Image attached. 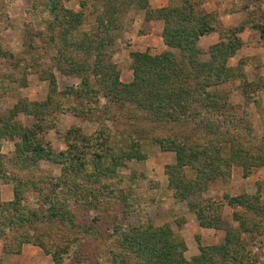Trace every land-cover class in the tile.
I'll list each match as a JSON object with an SVG mask.
<instances>
[{"label": "rangeland", "instance_id": "obj_1", "mask_svg": "<svg viewBox=\"0 0 264 264\" xmlns=\"http://www.w3.org/2000/svg\"><path fill=\"white\" fill-rule=\"evenodd\" d=\"M111 1L57 0L61 8L78 17V22L72 27L69 22L66 23V14L61 11L55 22L60 26L54 25L53 16L47 10L49 0H0V117L13 113L22 105L39 104L52 97L57 105L56 109H51L53 128L39 133L38 140L56 153L65 152L69 147L66 133L71 129L78 130V133L70 136L72 153L77 159L76 168L71 169L72 181L92 189L115 190L129 196L126 202L131 210L127 207L129 212L122 214L124 207L117 203L109 217V224L97 227L101 236H107L105 228L112 220L138 226L139 216L146 212L153 226L167 225L183 241L184 247L179 250L185 260L191 261L199 255L202 247L222 243L226 230H239L233 214L243 211L230 207L226 196H259L264 205V166L253 168V160L249 158L264 155V38L259 30L260 27L264 30V0H190L196 13L208 15L220 30L198 39L197 48L202 60L210 59L211 46L221 40L227 41L232 34L239 41L236 52L227 63L235 68L234 76L210 86L207 89L210 96L205 100L213 119H224L225 122L214 123L218 131L214 135L206 130L210 123V126L199 130L193 140L194 145L223 141L225 148H228L226 143L230 140L234 151L241 150L244 165L252 166L246 177L242 167H233L227 181L216 178L209 182L203 199L222 204L223 224L219 230L201 228L195 215L188 211L186 202L174 199L168 188L171 183L168 177L170 171L178 173L176 176L180 177L184 173L187 179L194 178L196 174L191 169H180L184 171L180 173L175 154L162 151L154 139L164 135L181 136L187 130L178 125H157L149 114L131 111L135 108L129 103H124V108L115 109L114 112L97 113L103 110L105 103L101 97L103 87L91 71L94 70L92 62L97 54V61L102 64L101 71L97 72L100 77L107 76V80H110L118 74L119 81L123 83L132 80L131 54L134 52L154 56L169 51L177 61L184 63L186 59L181 50L165 45L162 36L165 23L162 19L147 18L145 13L135 10L138 6L134 2L137 0L116 2L118 13L114 15L111 29L106 34L104 22L110 17L106 10ZM168 4L169 0H149L148 10L165 8ZM222 36L225 38L222 39ZM103 38L105 43L110 38L111 43L101 47L96 54L92 53L94 42ZM81 43L84 51L74 52V45ZM62 54L76 58L85 68L72 70L69 60L59 59ZM51 76L55 80V92L48 81ZM82 78L88 79L91 88H97L99 98L96 105H86L82 100L75 99V92L71 89L81 87ZM88 108H94L93 114L88 115ZM77 110H80L79 115L74 114ZM17 121L29 128L33 119L19 115ZM209 132L213 133L210 129ZM81 137H97V143H101V146L87 147L80 142ZM16 141L1 140V153L11 156ZM39 166L40 170L34 173L28 170L27 173L33 174L40 184L43 177L49 179L61 173V165L53 162L41 161ZM9 193H12L11 185L1 186L2 201L12 200L13 196L10 197ZM26 196L29 199L35 197L32 191ZM244 215L252 217L246 212ZM90 218L86 212H77L75 222L91 227L93 223ZM255 221L256 226L251 231L242 234L240 230L241 238L255 264H264V221ZM101 236L96 240L92 236L87 238L89 244L85 253L91 256L87 260L85 255L82 264H94L91 260H98L97 248L106 258V251L101 247ZM86 237L88 235H84V239ZM56 241L60 243L58 239ZM31 248L33 250L27 257L35 258L34 264H54L49 256L45 261L47 259L40 248L33 245ZM2 254L4 257H0V264H18L10 261L16 255ZM67 258L64 264H76L74 257L69 255ZM2 260L6 262L1 263ZM19 260L22 261L20 264H28L24 257ZM108 260L106 258L104 264H110ZM29 264H33V261Z\"/></svg>", "mask_w": 264, "mask_h": 264}, {"label": "trees", "instance_id": "obj_2", "mask_svg": "<svg viewBox=\"0 0 264 264\" xmlns=\"http://www.w3.org/2000/svg\"><path fill=\"white\" fill-rule=\"evenodd\" d=\"M118 1L112 0L107 5L106 13H109L110 17L104 22L106 34L111 29L114 15L118 13ZM148 1L134 2L138 6L135 10L145 13L147 18L162 19L165 23L162 34L165 45L167 48L181 50L186 59L184 63L177 61L169 51L154 56L134 52L131 54L132 80L123 83L119 81L118 74L110 80H107V76L100 77L97 72L101 71L102 64L98 63L97 54L92 62L94 70L91 71L103 87L101 97L105 101L103 110L97 113H108L112 110L114 112L115 109L124 108V103H129L135 108L131 111L139 110L142 114H149L157 125H178L187 130L181 136L164 135L154 139L162 151L175 154L179 170L191 169L196 174L194 178L187 179L184 171L180 170V173H183L181 177L176 176L178 173L170 171L168 177L171 183L168 188L174 199L186 202L188 211L195 215L201 228L219 230L223 224L222 204L203 199L209 182L216 178L227 181L233 167H242L246 177L252 166H264V155L259 158L250 156V160H253L252 166H245L241 150L234 151L230 140L226 143L228 148L224 147L223 141L218 144H193L199 130L210 126L211 123L209 129L213 133H210L209 129L206 130L208 134L214 135L218 133L215 124L225 122L224 119H213L205 100L210 96L207 91L210 86L225 82L234 76L235 68L227 63L236 52L239 41L233 34L232 38L227 37V41L221 40L210 47V59L204 61L201 59L197 42L202 36L220 31L214 26L212 18L204 14L198 15L190 0H169L167 7L154 11L148 10ZM47 8L53 16L54 25L60 26V23H55L60 11L66 14V23L69 22L72 27L78 22V17L61 8L57 0H49ZM259 30L264 38L263 28L260 27ZM105 41L103 38L94 42L92 53L96 54L101 47L111 43L110 38L108 42ZM74 46V52L84 51L83 43ZM90 52L91 50L87 54ZM59 59L69 60L72 70L85 68L82 62L74 57L69 58L62 54ZM48 81L51 90L55 92L54 78L51 76ZM80 84L81 87L71 89L75 92V99L82 100L86 105H96L99 98L97 88H91L87 78H82ZM56 106L53 98L49 97L45 102L22 105L13 113L0 117V189L3 185H11L13 194L12 200L6 202L1 200L0 194L1 251L4 254L19 255L23 245L31 244L40 248L54 264H64L69 255L75 258L76 264H82L81 260L85 259V255L87 260L91 256L85 253L86 248L88 249L86 245L89 244L87 238L92 236L95 240L100 239L101 234L97 227L109 224V217L117 203L124 207L122 214L129 212L130 205L126 202L129 196L115 190L92 189L72 181L71 169L76 168L77 159L72 153L70 136L72 133H78V130L71 129L66 133L65 139L69 147L65 152L56 153L38 140L39 133L53 128L51 109H56ZM87 112L88 115L93 114L94 108H88ZM79 113L80 110H77L74 114ZM19 115L32 117V126L28 128L17 121ZM114 115L115 113L112 117ZM96 138L81 137L80 142L87 147L101 146ZM3 139L18 140L14 143L11 156L1 153ZM41 161L61 165L60 175L49 179L43 177L41 184L37 182L33 174L30 175L27 171L34 173L40 170ZM176 177H179V180ZM30 191L35 196L31 199L26 196ZM225 199L230 207L243 211L233 214L239 230H226L222 243L202 247L199 255L191 261L185 260L179 250L184 247L183 241L177 238L167 225L153 226L146 212L139 216L138 226L118 219L112 220L105 228L107 236H101L104 242H100L101 247L105 249V256L110 264H255L241 238L240 230L242 234L246 233L255 228L256 219L264 221V205L259 196H226ZM77 212L88 213L93 225L89 227L76 223ZM245 212L252 217L244 215ZM93 229L95 233L92 234ZM84 235L88 237L84 239ZM96 251L98 260L91 261L94 264H104L106 258L103 257L102 250L97 248Z\"/></svg>", "mask_w": 264, "mask_h": 264}, {"label": "crops", "instance_id": "obj_3", "mask_svg": "<svg viewBox=\"0 0 264 264\" xmlns=\"http://www.w3.org/2000/svg\"><path fill=\"white\" fill-rule=\"evenodd\" d=\"M166 2H167V0H166ZM165 5V4H164ZM6 186V185H5ZM10 194V197H12L13 196V194L12 193H9ZM11 199V198H10ZM10 199H8V200H10ZM1 246V245H0ZM34 247V246H33ZM32 248H31V245H29V244H25V245H23L22 246V252H21V254L20 255H16V256H14V258H11L10 259V261L12 262V263H18V264H20V263H22V261L21 260H19V258L20 257H24V258H26V260L28 261V264L30 263V262H32L33 261V264L35 263V258H33V260H32V257H27V255L29 254V252H32ZM38 256V255H37ZM0 257H4V255L2 254V252H1V247H0ZM45 259H47V260H45L46 262L48 261V256H46L45 255ZM43 259V258H42ZM6 261H4V260H2L1 261V263H5ZM47 264H50V262H47Z\"/></svg>", "mask_w": 264, "mask_h": 264}]
</instances>
